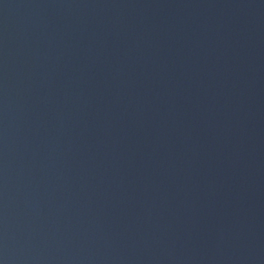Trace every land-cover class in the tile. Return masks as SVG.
<instances>
[{
    "label": "water",
    "instance_id": "95a60500",
    "mask_svg": "<svg viewBox=\"0 0 264 264\" xmlns=\"http://www.w3.org/2000/svg\"><path fill=\"white\" fill-rule=\"evenodd\" d=\"M0 264H264V0H0Z\"/></svg>",
    "mask_w": 264,
    "mask_h": 264
}]
</instances>
